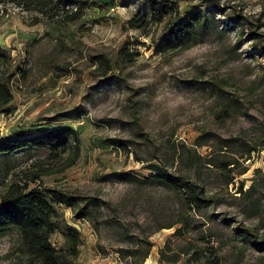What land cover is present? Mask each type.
I'll return each instance as SVG.
<instances>
[{"label":"rangeland","instance_id":"rangeland-1","mask_svg":"<svg viewBox=\"0 0 264 264\" xmlns=\"http://www.w3.org/2000/svg\"><path fill=\"white\" fill-rule=\"evenodd\" d=\"M159 1L175 3L179 16L144 30L127 22L150 17V0L54 1L45 16L0 6V80L14 97L0 111V142L55 127L81 142L64 172L67 155L34 150L0 177L25 181L44 169L43 188L104 203L93 220L59 208L82 236L75 264H189L196 247L225 264H264L241 234L264 237V0ZM197 11L207 22L198 43L156 52L167 30ZM157 174L203 187L209 202L191 210L180 186L146 181ZM51 240L64 244L59 234ZM18 242L16 233L0 238V264L18 257Z\"/></svg>","mask_w":264,"mask_h":264},{"label":"trees","instance_id":"trees-1","mask_svg":"<svg viewBox=\"0 0 264 264\" xmlns=\"http://www.w3.org/2000/svg\"><path fill=\"white\" fill-rule=\"evenodd\" d=\"M54 1L58 8L63 0H0V6L11 3L24 11H35L45 16L47 11L54 9L52 5ZM149 5L151 16L136 14L127 22L130 29L144 30L151 24H162L166 18L179 16V8L175 3L150 0ZM82 11L83 7L78 5L76 11L68 17V21L78 19ZM206 28L204 14L197 11L189 15L182 23L167 30L162 39L155 44V50L158 53L187 50L198 43ZM125 56L132 57V54L126 53L124 58ZM129 59L132 61V58ZM13 100L9 84L0 80V111L5 109L3 112H7V107L11 106ZM34 150L47 151L52 160H58L63 155H67L61 170L64 172L79 161L81 142L78 134L68 127L30 130L26 133L17 132L14 138H7L0 142V168L11 169V161L15 156L32 155ZM254 151L258 153L257 149ZM243 159L251 160L252 152L249 151ZM236 163L234 161L225 164L221 170L229 173L231 170L228 167ZM246 172L247 170H244L239 175H244ZM49 174L51 173L48 170L42 169L26 176L25 181L8 180V176L2 180L0 177V188H3L0 197V238L16 233L19 241L16 248L18 257L9 264H75L79 248L83 244L82 236L79 230L68 224L59 208L65 206L73 210L77 218L93 220L92 211L101 210L103 207V202L97 198H78L60 190L43 188L41 178ZM116 176L126 182L134 179L127 173L116 174ZM146 181L172 189L180 186L191 210H200L209 202L205 198L204 188L190 181L182 183L178 178L167 174H157ZM30 184L37 185L31 187ZM254 189L253 185L246 192H243L241 188L240 193L248 197L252 195ZM56 234L64 239L61 248H56L52 243L51 239ZM241 234L255 251L264 256V237L257 239L245 231H241ZM186 255L189 257V264H225L222 256H217L213 250L209 249L200 250L196 247Z\"/></svg>","mask_w":264,"mask_h":264}]
</instances>
